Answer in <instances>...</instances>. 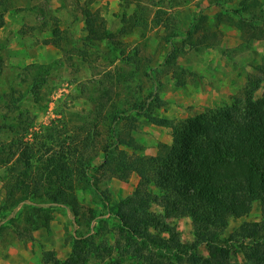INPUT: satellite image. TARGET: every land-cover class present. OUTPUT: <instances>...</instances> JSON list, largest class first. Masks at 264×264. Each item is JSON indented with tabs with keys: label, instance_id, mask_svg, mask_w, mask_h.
Listing matches in <instances>:
<instances>
[{
	"label": "rangeland",
	"instance_id": "1",
	"mask_svg": "<svg viewBox=\"0 0 264 264\" xmlns=\"http://www.w3.org/2000/svg\"><path fill=\"white\" fill-rule=\"evenodd\" d=\"M208 1L5 0L0 5V264H66L73 237L86 228L76 226L67 207L47 200V191L75 195L95 217L93 226L102 210L99 191L116 202L131 195L138 181L135 172L127 181L104 177L95 193L85 187L79 171L80 160H100L109 111H133L136 99L158 95L157 121L122 118L117 125L135 143L134 149H121L150 156L158 142L166 137L172 141L176 121L231 103L248 81L264 77L257 70L263 54L245 52L252 43L242 40L231 21L218 22L219 8L210 7ZM239 1L224 0V7L235 8ZM258 11L254 7L252 14ZM200 13L208 16L204 41L197 48L185 46L175 72L165 66L151 69V76L145 77L143 71L156 67L170 50L166 36L185 31ZM86 17L98 19L96 28L103 20L109 31H124L110 46L92 35L88 40ZM123 53L147 65L133 74L134 66L120 58ZM263 92L264 79L253 97ZM22 151L28 162L19 158ZM37 203L43 206L38 214ZM151 209L161 211L155 205ZM261 218L255 201L248 214L229 218L221 237ZM168 221L181 242L195 239L189 217L172 213ZM101 239L111 242L108 229L94 238L96 243ZM196 252L205 258L207 245L200 244ZM230 259L244 261L240 248L233 246Z\"/></svg>",
	"mask_w": 264,
	"mask_h": 264
},
{
	"label": "trees",
	"instance_id": "2",
	"mask_svg": "<svg viewBox=\"0 0 264 264\" xmlns=\"http://www.w3.org/2000/svg\"><path fill=\"white\" fill-rule=\"evenodd\" d=\"M3 2L0 0V5ZM209 4L220 7L218 22L231 21L242 40L250 43L264 38V0H240L237 7L230 9L224 7V0H209ZM254 7L259 9L257 15L252 14ZM245 11L250 15L245 16ZM207 18L200 13L185 31H171L165 38L170 50L156 67L145 69L144 76L150 77L151 69L165 66L175 72L177 58L185 46L197 48L206 38L203 30L209 28ZM96 20L84 19L88 40L92 35L110 46L124 31H109L102 26L103 20L96 28ZM200 31L199 39H194ZM120 58L134 66L133 74L147 65L134 55L123 53ZM261 60L257 70L264 72V54ZM257 78L248 81L243 93L234 96L231 103L208 107L176 121L172 141L158 142L156 153L150 156L121 149L120 146L134 149L135 143L132 136L122 135L117 125L122 118L157 121L154 110L160 106L158 95L151 93L143 100L136 99L133 111H109L108 133L99 147L100 160H80L82 180L95 193L104 177L127 181L135 172L138 181L131 195L117 202L106 191L98 192L102 210L96 226L91 225L95 217L86 212L75 195L58 189L45 193L51 203L69 209L76 226L86 228L73 237L72 254L66 264H264V92L257 99L253 97L264 77ZM126 112H131L132 117ZM25 156L22 151L19 158L28 162ZM255 201L259 202L261 220L244 222L222 238L229 218L248 214ZM152 205L161 211L152 210ZM34 208L38 214L43 206L37 203ZM172 213L191 219L195 235L192 242H181L179 232L168 221ZM44 220L42 226L46 227V217ZM107 229L111 242L101 239L96 243L95 236ZM203 243L208 249L205 258L196 252ZM233 246L242 251V263L231 261Z\"/></svg>",
	"mask_w": 264,
	"mask_h": 264
},
{
	"label": "crops",
	"instance_id": "3",
	"mask_svg": "<svg viewBox=\"0 0 264 264\" xmlns=\"http://www.w3.org/2000/svg\"><path fill=\"white\" fill-rule=\"evenodd\" d=\"M208 4H209V1H208ZM209 6L210 7H214V6H217V5H210L209 4ZM218 8H219V12L217 13V20H218V17H219V13L221 11L220 7H218ZM238 39L240 41V38H238ZM239 41L235 42V43H232V44H229L228 46H236L237 44H239ZM251 43H250L251 45L248 48H245V50H244L245 52H250V53L256 52L258 54H264V38L258 39V40H253ZM161 142L168 143L169 141H168V139L166 137L165 139L161 140ZM6 264H9V263L7 262Z\"/></svg>",
	"mask_w": 264,
	"mask_h": 264
}]
</instances>
